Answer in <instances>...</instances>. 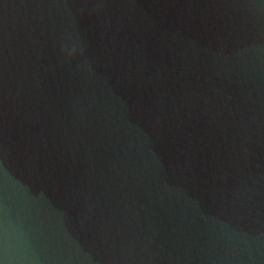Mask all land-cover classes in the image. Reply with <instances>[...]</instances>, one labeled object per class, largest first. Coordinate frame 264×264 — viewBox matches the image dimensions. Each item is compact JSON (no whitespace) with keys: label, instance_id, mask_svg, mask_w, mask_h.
Wrapping results in <instances>:
<instances>
[{"label":"water","instance_id":"obj_1","mask_svg":"<svg viewBox=\"0 0 264 264\" xmlns=\"http://www.w3.org/2000/svg\"><path fill=\"white\" fill-rule=\"evenodd\" d=\"M0 264H264V0H0Z\"/></svg>","mask_w":264,"mask_h":264}]
</instances>
